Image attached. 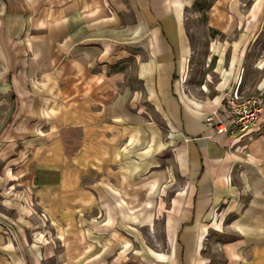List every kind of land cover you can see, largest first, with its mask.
Masks as SVG:
<instances>
[{
	"label": "crops",
	"instance_id": "1",
	"mask_svg": "<svg viewBox=\"0 0 264 264\" xmlns=\"http://www.w3.org/2000/svg\"><path fill=\"white\" fill-rule=\"evenodd\" d=\"M200 1L0 0V217L16 229L0 227V264H209L207 237L228 230L225 264H264V109L251 140L205 123L226 124L264 0L209 2L197 71Z\"/></svg>",
	"mask_w": 264,
	"mask_h": 264
},
{
	"label": "rangeland",
	"instance_id": "2",
	"mask_svg": "<svg viewBox=\"0 0 264 264\" xmlns=\"http://www.w3.org/2000/svg\"><path fill=\"white\" fill-rule=\"evenodd\" d=\"M211 0H201L198 4V8L194 9L195 13H191L188 19V25H189V35L191 40L193 41V44H195L196 52H197V58L192 62L194 70L200 71L201 68L204 66V61H202L205 53H206V46L210 38H213V33L211 31H208L205 28V8L209 4ZM264 55V39L260 38L259 41L248 53L247 62L243 66V68L240 71L239 74V80L238 82L233 86V94L237 97L247 99L250 96L259 93L254 90L255 83L257 82L259 78L260 72H258L255 69V60L259 56ZM211 62H208V65L210 66ZM202 66V67H201ZM208 66V67H209ZM119 67L122 68H128L126 63H120ZM207 67V68H208ZM105 67H102L101 65H97L93 72L98 71L99 69H102ZM108 68L106 67V71ZM190 78H192V75H189ZM35 86L38 87L39 80L35 79ZM34 82V83H35ZM190 82V80H189ZM124 84L128 87L134 89L136 88V84H134L133 76L127 75L124 79ZM187 84V82H186ZM35 90V89H34ZM35 96V101L38 97H40L39 93L36 92V94H33ZM114 96V95H113ZM46 97H50L54 99L56 97L55 94H48ZM142 101V100H141ZM144 103V108L146 111L151 112L149 108L146 106V103ZM51 107V106H50ZM97 110H101L102 112V105L95 107ZM155 118V117H154ZM47 128V127H46ZM49 130V129H47ZM1 212H4L3 210ZM11 218H13V215H10ZM41 219H45V215L43 212H34L32 216L28 218L29 223L25 226V231L27 235H31V238H35L34 235H36L39 238V234L41 232ZM0 227L3 235L8 238L11 241H15L16 239V229L14 227V222L7 221L6 219L0 217ZM44 228V227H43ZM11 229L13 232V235L10 233H7L8 230ZM237 235L233 232L229 231L226 233H214L212 232L209 237H207V240L205 241V245L203 247L204 250V256L209 260V264H225L226 258L223 250H221V247H223L224 244L227 242H231L233 239H236ZM242 260H246V258H242ZM240 260H237V263H239ZM45 264H52V261L48 260Z\"/></svg>",
	"mask_w": 264,
	"mask_h": 264
},
{
	"label": "built area",
	"instance_id": "3",
	"mask_svg": "<svg viewBox=\"0 0 264 264\" xmlns=\"http://www.w3.org/2000/svg\"><path fill=\"white\" fill-rule=\"evenodd\" d=\"M264 109V95L256 93L247 99L230 95L221 105L220 113L226 117V124L209 116L205 123L216 129L217 133H228L233 139H253L260 132L259 118ZM7 233L13 235L11 229Z\"/></svg>",
	"mask_w": 264,
	"mask_h": 264
}]
</instances>
